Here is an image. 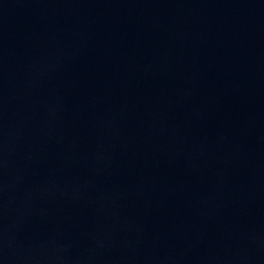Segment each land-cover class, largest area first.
I'll return each mask as SVG.
<instances>
[{
	"label": "water",
	"instance_id": "1",
	"mask_svg": "<svg viewBox=\"0 0 264 264\" xmlns=\"http://www.w3.org/2000/svg\"><path fill=\"white\" fill-rule=\"evenodd\" d=\"M0 264H264V0H0Z\"/></svg>",
	"mask_w": 264,
	"mask_h": 264
}]
</instances>
